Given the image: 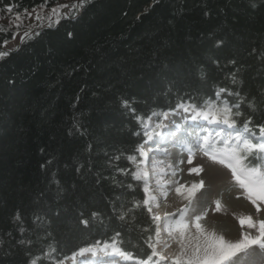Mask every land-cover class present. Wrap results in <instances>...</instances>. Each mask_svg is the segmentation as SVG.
<instances>
[{
	"label": "trees",
	"instance_id": "trees-1",
	"mask_svg": "<svg viewBox=\"0 0 264 264\" xmlns=\"http://www.w3.org/2000/svg\"><path fill=\"white\" fill-rule=\"evenodd\" d=\"M25 30L0 56V264L103 244L158 260L145 120L227 103L264 136V0H0V52ZM243 165L264 171V154Z\"/></svg>",
	"mask_w": 264,
	"mask_h": 264
},
{
	"label": "rangeland",
	"instance_id": "rangeland-1",
	"mask_svg": "<svg viewBox=\"0 0 264 264\" xmlns=\"http://www.w3.org/2000/svg\"><path fill=\"white\" fill-rule=\"evenodd\" d=\"M67 13V9L62 10V14ZM50 20H54L51 17ZM31 23L35 21L31 18ZM29 30L20 31L16 34L13 41L7 42L2 47V52L15 50L20 43L33 32ZM27 33V35H25ZM4 49V50H3ZM188 107V106H186ZM181 112L190 119L196 114V110L190 108L185 112L183 108H180ZM209 110V109H207ZM151 122L145 120L144 128L148 134L147 142L141 146L146 153V147L149 145L156 150H149L147 155H141L142 175L147 172V177H144L147 182V187H150L149 168L159 167L157 170L158 186L156 189H160L163 193L160 198L151 199L149 191L147 192V206L151 208V213L154 217L159 216L160 204L165 205L170 199L175 200L173 206L169 204V212L166 217L158 220L159 237H157L156 248L159 253L167 257L166 260L160 258L154 262H147V264H170V260H175L178 256H181L182 249L187 255H191L197 243H203V236H201L199 230L195 228L192 218L195 215L202 217L200 224L209 232H215L217 235H223L226 240L235 242L242 239L243 234L251 232L252 235H256L257 231L248 229L246 226L241 227L239 223V217L241 214H251L254 219H264V202H260L261 211L257 212L255 206L247 199V191L240 188L238 182L235 180L234 174L230 168L227 167V163L221 164L218 160L214 161L209 156L205 155L204 138H208L212 142V146L216 149H223L224 143L221 141L229 142V145L239 144L242 146V141L237 140V136H241L244 139L249 140L251 143H264V136L257 137L256 139L250 137L245 133H241L235 128L228 127L224 124L216 123L212 116L208 120L198 117L196 122L198 126L190 125L186 121L185 130L186 134H179L178 128L170 126V130L165 131L166 118L159 115L158 117H151ZM195 121V120H194ZM145 124L148 127H145ZM157 124H162L161 128H156ZM165 124V125H164ZM189 124V125H188ZM187 127H189L187 129ZM180 129V128H179ZM165 131V132H164ZM168 134V139L163 144L154 142V140L162 139L163 134ZM167 132V133H166ZM226 134H224V133ZM178 133V134H177ZM149 135L152 139H149ZM180 135L184 139L182 142L184 145L177 146L175 151H171L170 147L176 139H181ZM193 139V140H192ZM140 146V148H141ZM139 148V151H140ZM190 150V151H189ZM151 151V154H150ZM264 154V153H263ZM160 156V162L158 158ZM220 155V153H218ZM223 158V157H221ZM191 159L192 163L187 161ZM231 162V161H229ZM194 167H201L203 170L197 175L196 173H190L189 169ZM162 168V169H161ZM175 173V175H173ZM203 180V187L194 190L191 197L187 189L191 188L193 183L198 184ZM169 181L173 183H168ZM178 182V183H176ZM180 192L176 191V188L181 187ZM155 189V190H156ZM166 193V195H165ZM189 200L191 204L189 205ZM220 202V208L217 210L216 202ZM188 224V228H183V224ZM164 225V236L161 232V226ZM183 233V237L180 233ZM166 236V237H165ZM167 240L165 246L161 245L162 239ZM105 245L103 244L96 248L94 253H84V255H74L67 259L64 264H143L142 261L133 262H110L109 260H116L120 255L111 254L109 257L101 259V252ZM112 250L108 248L107 251ZM183 259V257H181ZM230 264H264V249L257 245H253L243 252L237 253L236 257L230 262Z\"/></svg>",
	"mask_w": 264,
	"mask_h": 264
},
{
	"label": "snow or ice",
	"instance_id": "snow-or-ice-1",
	"mask_svg": "<svg viewBox=\"0 0 264 264\" xmlns=\"http://www.w3.org/2000/svg\"><path fill=\"white\" fill-rule=\"evenodd\" d=\"M64 7H67L65 5ZM73 7H77L74 5ZM9 12L12 11V8L9 7L7 9ZM57 9H53V14H56ZM19 19V17H17ZM37 20L40 19L39 16L36 17ZM27 35V33H25ZM7 43V41H5ZM7 55L6 52H0V56ZM221 91H225V89H221ZM127 103V102H125ZM180 108H183L185 112L190 110V107H186L185 105H179ZM239 107L238 105L236 106ZM192 110H195V106H191ZM207 108L209 110H196V114L190 117L192 120H196L198 117L203 118L204 120H208L210 116H212L216 123L224 124L228 127L234 128L237 124V120L235 117L241 116L239 111L235 113L232 110V107L228 106L227 103L224 104L223 107L215 108L213 105L208 104ZM153 115H160L154 113ZM162 115L167 118L168 113H162ZM150 119V118H149ZM145 127H148L145 124ZM162 124H157L156 128H161ZM245 130H247V123L244 124ZM261 135H264V128H261ZM149 139H152V136L149 135ZM238 141H242V149L240 147H230L229 142L221 141L224 143L223 149H216L212 146V142L209 141L208 138H204L203 143L205 144V155L209 156L212 160H218L219 163L225 164L227 163V167L230 168L234 174L235 180L238 182L240 188H243L247 191V199L251 202L257 212L261 211L260 202H264V171H262L259 167H246L243 165V161L247 158L248 154L253 153H264V143H251L249 140L244 139L241 136H237ZM190 151V150H189ZM141 155L146 156L147 154L143 151L141 146L140 148ZM243 152V154H241ZM220 153V155H218ZM223 157V158H221ZM129 159L135 161V157H129ZM231 161V162H229ZM189 164L192 163V160L189 159L187 161ZM203 169L201 167L190 168V173H199ZM148 173L144 172L143 176L147 177ZM175 175V173H173ZM137 179H141L140 173L135 174ZM168 183H173L169 181ZM178 183V182H176ZM203 180L199 181L198 184L193 183L191 188L187 189L189 193V197L193 194L194 190L197 188L203 187ZM184 186L176 188L177 192L181 191V188ZM145 192H148L149 189L145 186ZM166 195V193H165ZM151 199H155V197H151ZM148 203V201H145ZM191 204V200H189V205ZM217 210L220 208V202H216ZM151 212V208H149ZM97 215L93 213V216ZM18 218V217H17ZM155 219L159 220L160 217L156 216ZM194 221L195 228L199 230L201 236H203V243H197L195 246L193 253L191 255H187L184 250L181 251V256H178L175 259V264H230L234 257H236L237 253L243 252L246 249L250 248L253 245H257L260 248L264 249V219H254L251 214H241L239 217V223L241 227H247L248 229L256 230L257 234L252 235L251 232H246L243 234L242 239H239L235 242L228 241L225 239L223 235H217L215 232H209L203 228L200 224L202 217L200 215H195L190 218ZM83 223H87V220H84ZM183 228L187 229L188 224H183ZM180 236L183 237V233H180ZM157 237H159V231H157ZM112 248V252L122 256L124 259H131L130 255H127L119 248H116L111 245H105L104 249ZM153 251L151 255L148 257L150 261L153 256H159L161 260H166L167 257L161 255L159 252L155 250L156 245H151ZM96 251L95 248H85L82 249L80 255H84V253H94ZM183 257V259L181 258ZM39 258L33 259L31 264H37V260ZM143 264H147V261H144Z\"/></svg>",
	"mask_w": 264,
	"mask_h": 264
},
{
	"label": "bare ground",
	"instance_id": "bare-ground-1",
	"mask_svg": "<svg viewBox=\"0 0 264 264\" xmlns=\"http://www.w3.org/2000/svg\"><path fill=\"white\" fill-rule=\"evenodd\" d=\"M4 50V49H3ZM167 120H166V126L164 127L165 128V131L167 130V129H169L170 128V126H173V128H178V132H179V134H186V136H187V130L186 131H184L185 130V127H186V122L187 123H190V125H196L197 124V122H196V120L194 121V120H189V119H187L186 118V116L181 112V109H180V107H177L176 108V110H174L172 113H169V115H168V117L166 118ZM146 121L147 122H151L152 120H151V118L149 119V118H147L146 119ZM186 121V122H185ZM165 125V124H164ZM189 125V124H188ZM196 126H198V125H196ZM180 128V129H179ZM189 127H187V129H188ZM170 130V129H169ZM164 131V132H165ZM164 132H163V134H164ZM167 133V132H166ZM224 133V132H223ZM226 133V132H225ZM224 133V134H225ZM178 134V133H177ZM227 134V133H226ZM225 134V135H226ZM163 137H161L162 139H157L156 138V140H154V142H158V143H160V144H163L166 140L165 139H168V134L166 135V134H164V135H162ZM180 137H181V139H176L175 140V142L172 144V145H174V146H171L170 147V150L171 151H175L176 150V147L177 146H181V145H184V143L182 142L184 139L182 138V136L180 135ZM193 140V139H192ZM149 150H156V149H154L152 146H148V147H146V153H148L149 152ZM150 154H151V151H150ZM157 156V158H158V163L160 162L159 160V158H160V156L159 155H156ZM160 167V166H159ZM158 167V168H159ZM157 167H154V168H149L148 170H149V176H150V179H149V182H150V187H149V196L150 197H155V198H160V195H162L163 193L160 191V189H156V187L159 185L158 184V181H159V179H158V175H157V172H158V169ZM162 169V168H161ZM159 173V172H158ZM156 189V190H155ZM168 203V205L167 204H165V205H162V204H160V206H159V216L161 217V218H164V217H166V215H167V212H169V204L170 205H174L175 203H178V202H176L175 200H173V199H170L169 200V202H167ZM161 232H162V235L164 236V232H165V230H164V225L163 226H161ZM166 237V236H165ZM166 243H167V240H165L164 238L161 240V245L162 246H165L166 245ZM113 245H115V247L116 248H118L117 247V245L116 244H113ZM101 252L103 253L101 256H100V258L101 259H104V258H106V260H107V258H109V257H106V256H110L111 254H114L113 252H112V250H110V251H107V250H105V249H102L101 250ZM130 260L131 259H124L122 256H119V258L118 259H116V260H109L110 262H117V263H123V262H130ZM138 262L140 263V260L138 259ZM138 264V263H137Z\"/></svg>",
	"mask_w": 264,
	"mask_h": 264
},
{
	"label": "water",
	"instance_id": "water-1",
	"mask_svg": "<svg viewBox=\"0 0 264 264\" xmlns=\"http://www.w3.org/2000/svg\"><path fill=\"white\" fill-rule=\"evenodd\" d=\"M131 261H133V262H138V259H131Z\"/></svg>",
	"mask_w": 264,
	"mask_h": 264
}]
</instances>
